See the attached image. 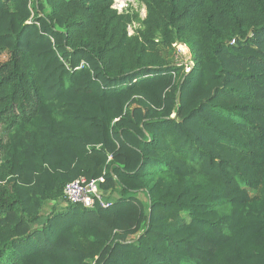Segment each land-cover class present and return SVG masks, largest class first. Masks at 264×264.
<instances>
[{
	"label": "trees",
	"instance_id": "1",
	"mask_svg": "<svg viewBox=\"0 0 264 264\" xmlns=\"http://www.w3.org/2000/svg\"><path fill=\"white\" fill-rule=\"evenodd\" d=\"M114 1L0 0V264H264V0H142L133 34ZM81 176L121 197L32 228Z\"/></svg>",
	"mask_w": 264,
	"mask_h": 264
},
{
	"label": "rangeland",
	"instance_id": "2",
	"mask_svg": "<svg viewBox=\"0 0 264 264\" xmlns=\"http://www.w3.org/2000/svg\"><path fill=\"white\" fill-rule=\"evenodd\" d=\"M114 8L118 11H129L131 13L138 14V20H136L129 27V32L131 34L136 33V31L142 27V20L146 16V6L142 0H115ZM47 8V6H46ZM162 52L168 61L177 63L179 66H183L185 71H188V66L192 65L194 61V53L192 47L189 43L184 41H176L172 47L164 48L162 47ZM9 59V52L7 50L0 51V62H5ZM181 72L178 73L176 79L180 78ZM14 130V127L9 123L0 124V183L5 186L9 191H11V183L2 180V177L7 175V169L4 168V161L7 158V154L4 148V144L7 142L9 134ZM106 193L107 198L111 201H115L121 197L120 189L114 188L112 191L103 189ZM249 193L252 197H263L264 196V183L257 189H249ZM140 197L145 201L146 197L141 194ZM67 202L64 200H47L44 201L39 213L38 218L34 222L31 221L32 228L39 229L45 223L49 214L55 211H61L66 209ZM183 217H187L186 213H183ZM134 237V236H131Z\"/></svg>",
	"mask_w": 264,
	"mask_h": 264
},
{
	"label": "built area",
	"instance_id": "3",
	"mask_svg": "<svg viewBox=\"0 0 264 264\" xmlns=\"http://www.w3.org/2000/svg\"><path fill=\"white\" fill-rule=\"evenodd\" d=\"M103 182L104 177L90 179L81 176L66 184L64 199L67 203L80 204L89 209H95L97 206L110 207L112 201L103 192L101 187Z\"/></svg>",
	"mask_w": 264,
	"mask_h": 264
}]
</instances>
